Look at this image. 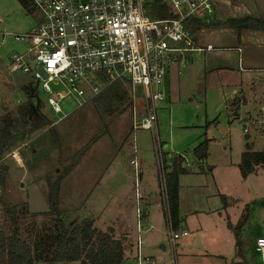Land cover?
<instances>
[{
    "label": "rangeland",
    "instance_id": "obj_1",
    "mask_svg": "<svg viewBox=\"0 0 264 264\" xmlns=\"http://www.w3.org/2000/svg\"><path fill=\"white\" fill-rule=\"evenodd\" d=\"M31 9L27 10L19 0H0V43L7 36L0 54V116L25 101L21 87L31 81L23 73L11 75L8 71L10 55L27 49V43L15 36L26 34L40 20V15ZM207 39L212 40L214 50L192 53L182 65L169 66L166 99L157 111L155 131L135 129L134 108L114 117L106 115L94 101L76 110L74 104L62 103L63 112L57 114L48 106V95L40 91L43 112L56 125L59 144H53L45 132L33 142L22 143L19 164L11 154L4 159L8 172L6 184L0 185V200L26 207L22 216L24 237H33L43 226L54 225V218L45 215L49 209L48 180L55 182L61 176L60 198L68 223L82 220L83 214L107 213L102 216L111 222L109 226H98L103 231L114 229V235L126 237L128 245L134 241L132 232L137 234L136 208L142 213L144 209L138 195L153 197L151 226L142 237L146 241L144 249H154L157 264H222L217 257L185 258L190 254L188 244L195 242L196 247L211 254L229 251L235 245L237 230L228 224L232 222L236 227L246 208L257 210L251 224L243 225L238 232L247 264H262L251 239L257 234L254 229L259 224L264 226V168L259 175L244 180L239 164L247 139L257 138L256 147L264 146V70L251 69L246 63L240 65L238 50L231 47L228 38L220 42ZM234 90L246 99L236 110L231 100ZM139 96H143L141 91ZM138 111H142L141 103L136 105ZM245 127L249 134L244 132ZM205 139L210 140L209 156L203 164L205 173L197 165L192 173L181 176L180 214L186 222L182 230L189 236L179 239L174 248L167 233L158 148L167 162L169 155L176 154L190 160L194 148ZM89 145L88 151L81 154ZM73 166L65 175V169ZM168 171L165 164V174ZM224 195L228 204L222 200Z\"/></svg>",
    "mask_w": 264,
    "mask_h": 264
},
{
    "label": "built area",
    "instance_id": "obj_2",
    "mask_svg": "<svg viewBox=\"0 0 264 264\" xmlns=\"http://www.w3.org/2000/svg\"><path fill=\"white\" fill-rule=\"evenodd\" d=\"M29 1L40 20L26 34L15 36L27 43V49L10 55L8 71L11 75L23 73L37 83L40 91L48 95V106L57 114L63 112L62 103L74 104V110L82 108L110 84L127 80L132 86L135 129L155 131L157 111L166 99L169 66L183 63L189 53L214 50L212 45L197 46V35L186 24L190 19H212L213 0ZM155 2L165 4L172 17H154L151 8ZM6 40L4 36L0 54ZM238 51L241 65L243 50L239 47ZM138 102L142 104L139 114ZM244 132L249 129L245 127ZM159 151L160 146L157 159L167 233L175 248L176 242L189 233L174 229L166 196L165 162ZM12 157L20 163L19 151ZM133 163L137 166L136 161ZM136 212L137 264H157L156 259L144 255L142 233L150 228L142 210L137 208ZM256 250L264 264V237L256 241Z\"/></svg>",
    "mask_w": 264,
    "mask_h": 264
},
{
    "label": "trees",
    "instance_id": "obj_3",
    "mask_svg": "<svg viewBox=\"0 0 264 264\" xmlns=\"http://www.w3.org/2000/svg\"><path fill=\"white\" fill-rule=\"evenodd\" d=\"M27 10L31 9L29 0H19ZM32 10V9H31ZM151 11L158 19L170 18L172 15L165 4L155 2ZM197 35L206 28H231L235 30H251L253 32H264V20L258 17H241L229 20H194L186 23ZM30 82L21 87L25 101L19 103L17 108L10 110L5 116H0V185H5V176L8 166L3 162L8 154L19 151L22 143L35 141L37 136L45 132L46 136L52 137V143H58V129L56 125L43 112V100L40 88L31 78ZM132 86L127 80L110 84L108 88L93 101L104 108L106 115L114 114L119 117L134 108V100L131 93ZM98 137L93 139L97 141ZM59 144V143H58ZM209 141L204 140L194 148L193 155L199 162L200 172L205 168L202 166L208 159ZM90 145L81 154H85ZM34 152V150H33ZM239 164L240 175L247 179L257 169L264 167V151L254 152L249 144L241 154ZM13 158V157H12ZM169 168L166 173V196L168 197L169 215L178 230L182 224L180 214V176L191 173V169L185 166L186 159L182 155H174L167 162ZM75 166V165H74ZM65 169L68 175L72 169ZM63 177L57 181H49L47 199L49 209L45 215L54 218L52 227L43 226L35 231L33 237L26 238L24 234V215L26 207L22 204L12 205L0 200L2 211L0 212V264H124L128 252L133 245H128L124 238H117L111 230L102 231L95 225L93 218H85L76 225L68 224L62 209L60 198L61 183ZM227 203V197L222 196ZM227 205V204H226ZM30 212V211H29ZM31 213V212H30ZM44 214V213H43ZM248 214L245 215L247 220ZM232 228L231 223L228 224ZM27 232V231H26ZM238 237V236H237ZM240 241L237 239V245Z\"/></svg>",
    "mask_w": 264,
    "mask_h": 264
},
{
    "label": "crops",
    "instance_id": "obj_4",
    "mask_svg": "<svg viewBox=\"0 0 264 264\" xmlns=\"http://www.w3.org/2000/svg\"><path fill=\"white\" fill-rule=\"evenodd\" d=\"M213 4H214L215 14L212 17V20H217V21L229 20V19H238L241 17H255V18L258 17V18L264 20V0H213ZM207 37L213 38L216 42H220V41H222V39L228 38L230 41V44H232L231 47L233 49L238 50L239 47L242 48V50H243V52L241 54L242 55V65L244 63H246V65H248V67H250L251 69L264 70V32L263 31L253 32V31L247 30V29L237 31V30L231 29V28H229L228 30H225V28H223V27L206 28V29H202L201 32H199L197 34V37H196L197 38V42H196L197 46H199L201 48L202 47L206 48L207 45H212L213 44L212 40L207 39ZM238 53H239V51H238ZM191 54L192 53L187 54L184 61H187L188 58H191L192 57V56H190ZM239 56H240V53H239ZM184 61H183V63H184ZM183 63L175 64V65H177V66L182 65ZM244 68H245V65H244ZM168 76H169V71H168ZM168 76H167V78H168ZM233 94L234 95L231 98V100H233V102H234L233 104H235L234 109L236 110L237 108H240V106L242 104L246 103V99L243 95L240 96L241 93H239L237 90H234ZM263 110H264V106H263ZM237 114L238 113L236 112L235 116H237ZM262 133H264L263 130L261 131V134ZM246 134H249V132ZM205 140H207V139H205ZM208 141H210V140H208ZM247 141H248L247 144H249L251 146V148L254 152L264 151V146H261L260 148L256 147L259 139L256 138L254 141L247 139ZM208 150H209V146H208ZM176 155H178V154H176ZM169 156H170V158H172L174 155H169ZM208 156H209V152H208ZM184 159H186V158H184ZM188 160L189 159H186L185 166H187L189 169H191L192 170L191 173H192L193 170H196V167H197V165H199V162L197 161V159H195L194 155L189 161ZM263 168L264 167H260L259 169H257V171L254 174L249 175V177L247 179H244V180H250L252 176L259 175L261 172V169H263ZM210 170L212 171L213 174L216 172L213 167H211ZM203 173H205V171ZM193 174H195V173H193ZM140 178L143 179L141 175H140ZM181 179L182 178H180V181H181ZM253 194L256 195L254 193V191H253ZM139 197H140L138 200L139 203H141V205L142 204L144 205L143 206L144 207L143 215L145 216V222H146L147 226L150 228V226H151L150 225V216H151L150 212L152 211L151 209L154 205V199L151 196L150 197L148 195L145 196L143 193L142 194L140 193ZM263 205H264V203H263ZM244 213L245 214L243 215L242 220L237 221L238 225L236 227H234L233 226L234 224L231 222L233 230H237L236 231L237 233L235 236L236 237L235 245H231L232 247H231V249L229 247V249H228L229 251L221 252L220 254H211L210 252H208L205 249H199L198 247H196L195 242H193L192 244H188L187 251H190V254H188V256H186L185 258H188V257H204L205 259H207V258H213V257L216 258L217 257V258H219V260H221L222 264H247V260L245 259V256H244V250H242L244 243L240 239V233L238 232V229L242 230L243 225L246 226L247 224H251L250 222H251L252 218L254 219L257 216V210L252 211L251 209L246 208ZM246 214H248L247 220L244 219ZM102 215H107V213L102 214V212L98 211V212H95L93 215L91 213H88V215H86V216L83 214L82 217H83V219L93 218L95 220L96 227L99 230H101L100 226H98V225H100V223L103 224L104 228L109 226L108 224L111 223V222L108 223L109 220L106 221V217L103 220ZM228 219H229V217H228ZM82 220H80V221H82ZM80 221L76 220V222L71 221L70 223H68V221L66 220V222L68 224H73V225H76V223H79ZM182 221L183 222H182V224L178 230H182L186 227L185 220L182 219ZM108 230H111L113 232V234H115L114 229L110 228ZM182 231H185V230H182ZM254 231L257 234H254L251 240L253 241V239H254V241L256 243V241L258 239H261L262 237H264V226H261V224H259L254 229ZM132 234H133L132 236H133L134 241H132L131 244L133 245V247H132V250H130L128 252L127 259H126L124 264H135V263L137 264L136 253H135L136 252L137 234L135 232H132ZM188 236H189V234H188ZM122 238H124V237H122ZM184 238H186V237H184ZM129 239H130V237H129ZM237 239L240 241L239 245H237ZM145 242H144V244H145ZM224 243L225 242H223L222 247H224ZM145 246L146 245H144V247ZM144 247H143V252H145L146 256L153 257L157 261V256H156V254H154L155 253L154 249L147 250V249H144ZM255 250H256V244H255ZM256 252H257V250H256ZM59 264H61V263H59Z\"/></svg>",
    "mask_w": 264,
    "mask_h": 264
},
{
    "label": "water",
    "instance_id": "obj_5",
    "mask_svg": "<svg viewBox=\"0 0 264 264\" xmlns=\"http://www.w3.org/2000/svg\"><path fill=\"white\" fill-rule=\"evenodd\" d=\"M161 247H162V249H164V250H165V246H163V245H162Z\"/></svg>",
    "mask_w": 264,
    "mask_h": 264
},
{
    "label": "bare ground",
    "instance_id": "obj_6",
    "mask_svg": "<svg viewBox=\"0 0 264 264\" xmlns=\"http://www.w3.org/2000/svg\"><path fill=\"white\" fill-rule=\"evenodd\" d=\"M138 103H140V102H138ZM140 113V111H138V114Z\"/></svg>",
    "mask_w": 264,
    "mask_h": 264
}]
</instances>
